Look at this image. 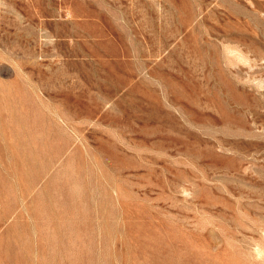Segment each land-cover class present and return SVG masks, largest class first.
<instances>
[{
  "label": "rangeland",
  "instance_id": "obj_1",
  "mask_svg": "<svg viewBox=\"0 0 264 264\" xmlns=\"http://www.w3.org/2000/svg\"><path fill=\"white\" fill-rule=\"evenodd\" d=\"M0 264H264V0H0Z\"/></svg>",
  "mask_w": 264,
  "mask_h": 264
},
{
  "label": "bare ground",
  "instance_id": "obj_2",
  "mask_svg": "<svg viewBox=\"0 0 264 264\" xmlns=\"http://www.w3.org/2000/svg\"><path fill=\"white\" fill-rule=\"evenodd\" d=\"M262 251V250H261ZM260 253V252H259Z\"/></svg>",
  "mask_w": 264,
  "mask_h": 264
}]
</instances>
